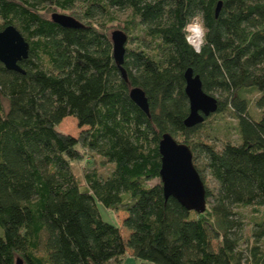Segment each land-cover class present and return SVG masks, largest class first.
<instances>
[{
    "label": "trees",
    "instance_id": "16d2710c",
    "mask_svg": "<svg viewBox=\"0 0 264 264\" xmlns=\"http://www.w3.org/2000/svg\"><path fill=\"white\" fill-rule=\"evenodd\" d=\"M58 10L80 27L54 23ZM119 13L136 44L121 67L106 28ZM197 13L208 29L199 52L183 31ZM8 25L29 49L22 72L0 63V264H121L126 255L138 264H264V0H0V31ZM188 69L217 101L190 128ZM214 116L229 118L222 139ZM66 117L77 136L57 129ZM165 133L192 152L203 213L163 195ZM84 152L109 174L90 169L80 185L71 164ZM98 206L120 221H105Z\"/></svg>",
    "mask_w": 264,
    "mask_h": 264
},
{
    "label": "water",
    "instance_id": "95a60500",
    "mask_svg": "<svg viewBox=\"0 0 264 264\" xmlns=\"http://www.w3.org/2000/svg\"><path fill=\"white\" fill-rule=\"evenodd\" d=\"M51 20L63 28L80 27V23L74 18L58 12L51 14ZM110 40L113 60L121 67L127 36L121 30H114L110 34ZM28 49V43L14 26L8 25L0 31V63L7 70L22 72L18 62L27 58ZM120 71L124 77V70L120 68ZM184 79V92L189 103V113L184 125L190 128L214 113L217 110V101L202 90L199 76L193 75L190 69L184 73ZM129 96L144 113H148V102L141 89L132 88ZM158 149L161 156L159 179L164 197L174 198L188 211L203 213L206 207L205 187L193 165L190 148L178 142L169 133H165L161 137Z\"/></svg>",
    "mask_w": 264,
    "mask_h": 264
},
{
    "label": "rangeland",
    "instance_id": "374dc122",
    "mask_svg": "<svg viewBox=\"0 0 264 264\" xmlns=\"http://www.w3.org/2000/svg\"><path fill=\"white\" fill-rule=\"evenodd\" d=\"M57 12L65 14V15H69V12L64 13L60 10H58ZM124 18H125V13H122V14L119 13V16L116 19V21H114L113 23H108L106 26L107 35H110L111 32L114 30H121L120 27H122V21ZM133 42L134 41H129L127 39V41L125 43V48L135 47L136 44ZM211 120L213 121V125H215V127H216V131L220 132V133L218 132V134H217V132L214 131L213 135H215L219 139L220 138L222 139L224 137V135H226V132L224 133V130H223L224 123L228 122L229 118L224 116V118L220 119V118L214 116V117H211ZM57 129L59 131H61L62 133L70 134L72 136H77L79 134V131H80V129L77 127L75 120L72 117H66L59 124ZM203 130L204 129L202 128L201 131H203ZM203 134H204V131H203ZM203 134H202V137L204 136ZM71 168H72L73 173L76 176L78 182L80 183V185H83V176H84L86 171H89L90 169H95L98 173L105 176V175L109 174L111 166L107 165V164H103V161L100 158H98V156L91 155L90 153L87 154L86 152H84L82 158L79 161L72 162ZM155 182H157V180H153L151 183H155ZM98 208H99L101 216L103 217V219L105 221L110 222L112 224H117V221L118 222L120 221V219H119L120 215L118 216L117 213H113L111 210L110 211L106 210L100 206H98ZM243 210H244L243 214L244 213L250 214V215H253L254 217H260L263 214V212H261V211L253 213L252 211H250V208H243ZM121 264H138V261L135 258H133L132 256L126 255V257L124 258V260L122 261Z\"/></svg>",
    "mask_w": 264,
    "mask_h": 264
},
{
    "label": "clouds",
    "instance_id": "9594fccd",
    "mask_svg": "<svg viewBox=\"0 0 264 264\" xmlns=\"http://www.w3.org/2000/svg\"><path fill=\"white\" fill-rule=\"evenodd\" d=\"M185 42L199 52L207 44L208 29L203 20V14L197 13L189 17L184 25Z\"/></svg>",
    "mask_w": 264,
    "mask_h": 264
}]
</instances>
